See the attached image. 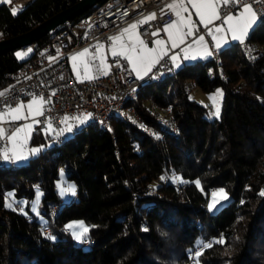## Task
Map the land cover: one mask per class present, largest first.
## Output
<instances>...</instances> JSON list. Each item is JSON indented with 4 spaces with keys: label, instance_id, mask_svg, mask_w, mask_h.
Returning a JSON list of instances; mask_svg holds the SVG:
<instances>
[{
    "label": "trees",
    "instance_id": "1",
    "mask_svg": "<svg viewBox=\"0 0 264 264\" xmlns=\"http://www.w3.org/2000/svg\"><path fill=\"white\" fill-rule=\"evenodd\" d=\"M75 1L0 3V38ZM247 39L264 44V20ZM19 48L0 53V88L32 56L19 57ZM218 51L219 60L186 61L141 87L133 101L140 117L112 114L104 126L91 116L25 163L3 159L0 264H188L194 249L199 264H264V52L247 55L241 41ZM191 81L205 91L223 87L220 115L190 95ZM149 97L169 105L175 121L150 113ZM48 137L38 127L31 142ZM61 168L76 183L69 201L57 188ZM37 186L39 213L31 206ZM218 186L231 198L210 211ZM10 190L26 203L8 207ZM72 218L89 225L81 242L66 226Z\"/></svg>",
    "mask_w": 264,
    "mask_h": 264
},
{
    "label": "built area",
    "instance_id": "2",
    "mask_svg": "<svg viewBox=\"0 0 264 264\" xmlns=\"http://www.w3.org/2000/svg\"><path fill=\"white\" fill-rule=\"evenodd\" d=\"M173 0H103L97 7L78 15L74 19L58 25L50 31L49 39L38 44L36 41L22 47L32 50V56L23 61L17 68L7 71L5 76L9 82L0 88V108L5 103L14 105L27 96L41 95L45 98L41 121L52 120L57 129L63 125V117L88 113L99 120L102 125L109 126L112 114L128 116L134 114L140 117L134 99L139 95V89L148 83L168 74L173 70L171 53L163 56L157 64L144 76L137 77L121 61L119 57L109 56L111 70L107 73H97L91 79L77 77L71 72L68 54L87 44L101 42L109 46L122 29L132 21L146 19L155 14V19L139 24L138 28L145 38L153 37V30L163 28L176 18L174 11L168 5ZM258 14V21L264 20V2L250 0ZM26 1H13L9 5L20 8ZM234 5H221L220 15L237 11ZM212 43L211 35L205 28L201 29ZM241 46L245 54L253 50L264 52V44L258 40H243ZM214 58L220 59L218 49H214ZM150 113L163 119L166 123L174 122L172 108L163 105L154 98L147 99ZM25 119L5 122L6 133L12 132ZM169 124V123H168ZM150 127V126H149ZM174 130L177 126L174 125ZM163 130V127H162ZM64 138V136H61ZM4 143H9L4 139ZM0 158V162H2ZM49 230V228H46ZM88 242V240H86ZM192 252V261H196Z\"/></svg>",
    "mask_w": 264,
    "mask_h": 264
},
{
    "label": "snow or ice",
    "instance_id": "3",
    "mask_svg": "<svg viewBox=\"0 0 264 264\" xmlns=\"http://www.w3.org/2000/svg\"><path fill=\"white\" fill-rule=\"evenodd\" d=\"M261 2H264V0H261ZM229 4L237 6L239 11L236 15L225 13L224 18L222 19L219 9L221 5ZM189 6L196 10V15L199 17L200 23H202L205 28H208V26L213 24L214 21H221L220 26L215 27L214 29H209V34L216 41V48L220 47V42L221 40L225 39L226 33H230L231 39L233 40L243 41L248 28L256 18V13L253 10L250 0H174L172 4L168 5V7L174 11L177 19L175 22L167 25L165 29L168 34V41H170V46L173 49L181 44H184L188 37L194 35L195 30L191 20V13H189L187 17L184 15V13L188 12ZM151 19H155L154 13L146 19L141 20L138 23H134L128 28H125L120 35L110 38L113 41L111 47L112 56L123 57L126 61H128L131 65L132 71L136 73L137 77H141L142 73L149 72L152 67L163 58V56L167 55V42L164 39L156 40L154 42L155 47L148 48L145 44V41L136 35V29L138 28V25L147 23L148 20ZM225 25L227 26L226 30ZM125 36H127V39H125ZM194 44L197 45L195 49H193L192 45H189L183 49L184 59H195L198 55L206 57L212 54L211 51H209V49L204 46V35L198 36V38L194 41ZM95 47L98 50L97 53H92L89 55L88 49H85L79 53L80 57H89V61L83 64V68L87 73L89 63L91 62L97 73L107 72L109 66L105 62L103 53L105 46L103 44H97ZM28 51H31V49ZM17 55L22 58L25 53H17ZM169 58L172 60L173 65L178 66V57L176 55H172ZM71 60L76 61L77 56H72ZM73 70L77 71V79H80V74L75 63L73 64ZM86 78L91 79L92 77L86 76ZM211 99L213 100V103H215V97H211ZM45 103L47 102L43 97L35 96L27 105L22 102L16 106L5 103V105L0 108V125L9 121L27 119L28 117L22 114L23 110L25 109L28 110L29 115H31L33 111L37 116L43 115V106ZM34 106L36 107L34 108ZM215 114H219V108L216 109ZM69 119L79 121L81 118H69L67 116L64 118L65 122H67ZM32 127V124H25L24 126L17 127L10 134L6 133L3 127H0V158L16 162L27 159L28 153H37L40 150L39 148H31L26 150L25 142L29 138V133L31 132ZM46 127L48 129H52L51 121H49ZM71 127V124L66 123L63 128L59 129V131L53 130V134L59 135L65 130L70 131ZM5 138L9 143H4ZM62 191L65 193L71 192V194H74V185H69L65 181ZM9 195L12 196L14 194ZM8 207H12V204H9ZM32 207L34 209L38 207L37 200L33 201ZM67 228L71 230V234L74 235L77 240H81L84 234L89 231V229L83 224H69ZM201 247H204V245L201 244ZM198 254L199 253L197 252V255Z\"/></svg>",
    "mask_w": 264,
    "mask_h": 264
},
{
    "label": "rangeland",
    "instance_id": "4",
    "mask_svg": "<svg viewBox=\"0 0 264 264\" xmlns=\"http://www.w3.org/2000/svg\"><path fill=\"white\" fill-rule=\"evenodd\" d=\"M28 50L29 49L24 50L22 48H19L17 50V53H25V55H23V57H26V56H28V55H30L32 53V50L31 51H28ZM189 89H190V95L192 97H195L200 102H202V103L206 104L207 106H209L214 114L216 113V109L219 108V114L218 115H220V113L222 111V103H223V97H224V89H223V87L221 85L217 86L212 91H205L196 82L191 81V83L189 84ZM211 97H215V103H213V100L211 99ZM24 115L27 116L28 118L25 119V121L22 122L17 127L24 126L25 124H32V126H33L31 132L29 133V138L25 142L26 150L27 149H31V148H39L41 150L46 145H50V144L54 143L55 141H57L61 134L70 135V134L74 133V131L77 129V127L82 126L83 124L87 123L91 119V115L88 114V113H85V112L80 113V114H75V115L67 114V115H65L63 117L62 128L65 126L66 123H68V124L72 125L71 130L70 131L69 130H65L59 135H54L53 134V130L59 131V129H57L55 127V125L52 122V120L47 119L43 123V121H41L37 116L32 117V115H29V113L27 114L26 112L24 113ZM66 116L69 117V118L80 117L81 119L79 121L73 120V119H69L67 122H65L64 118ZM37 121H38V123H37ZM49 121H51V123H52V129H48L46 127V125L49 123ZM38 127L39 128L41 127L42 132L45 135H50L51 137H48L47 140L43 141V142H31V137L33 135V132ZM31 155H34V154L28 153L27 154V159L16 161V162L17 163H25L26 161H28V159H29V157ZM6 162L9 163L10 160H7ZM65 181L69 185H74V194H71V192L65 193V192L62 191V187L64 186V182ZM57 188L59 190L60 195L64 198L65 201L71 200L76 194V183H75L74 179H71L70 177L67 176L65 168H61V170H60V175L57 178ZM262 191L264 192V185L262 187ZM9 194H14V193H13L12 190L7 192V194H6V203L8 205L12 204V207H18V204L20 202L26 203V199H19L15 195L10 196ZM42 195H43L42 188L37 186L36 187L35 196L33 197L32 203H31V206H32L34 200L38 201V207L35 208V209L32 207V209L35 212H37V213H39V210H40V201H41ZM225 195H226V198H225ZM230 198H231V193L225 187L218 186V187L212 188L209 191V198H208V208H209V210L210 211L217 210L221 205L226 203ZM41 219H44V217L41 216ZM69 224H83L85 227L89 228V225L86 223V221L83 218H72V219L67 221L66 226H68ZM86 235H87V233L84 234V236H83V238L81 240H77L74 237V235H73V237L76 239V241L81 242V241H83V239H84V237ZM193 251H194V254H195L196 250L194 249ZM188 264H199V262H198L197 258H196V261H194V262L192 261V259H190V262Z\"/></svg>",
    "mask_w": 264,
    "mask_h": 264
},
{
    "label": "crops",
    "instance_id": "5",
    "mask_svg": "<svg viewBox=\"0 0 264 264\" xmlns=\"http://www.w3.org/2000/svg\"><path fill=\"white\" fill-rule=\"evenodd\" d=\"M13 1H19V2H23V1H29V0H0V3H3V2H6L8 4H10L11 2ZM174 2V0L170 3L172 4ZM253 7V6H252ZM253 10L255 11L254 7H253ZM220 11V10H219ZM239 9L237 11H234V12H229L228 14H232V15H236L238 13ZM189 13H191V20L193 22V26H194V35L191 36V37H188L186 39V42L184 44H181L179 45L178 47L176 48H171L170 46V41H168V34H167V31H165L166 29V26L175 22L177 18H175L174 20L170 21L169 23H167L163 28H159V29H155L153 30V37L152 38H145L144 36H142V34L140 33L139 31V28L136 29V35H138L143 41H145V44L148 48H153L155 47V41L158 40V39H164L166 42H167V53H171L170 55H176L178 57L177 59V65L180 66L182 65L184 62L186 61H196V60H206V59H209L210 57H212L214 55V49L216 48L215 44H216V41L213 39V37L211 36V39H212V43L208 40L207 38V35L206 33L204 32V30L202 31L201 29L202 28H205L204 25L202 23H200L199 21V17L196 15V10L191 8L189 6V9H188V12L184 13V15L187 17L189 15ZM256 13V18L255 20L251 23L250 27L248 28V31L244 37L243 40H246L249 35L251 34L253 28L258 24V14L257 12L255 11ZM222 19L224 18L221 17ZM134 23H137V21H132L130 22L129 24H127L121 32H119L116 36L120 35L123 30L125 28H128L130 25L134 24ZM221 25V21L220 20H217V21H214L213 24H210L208 26V28H205V30H208L209 29H214L215 27H218ZM226 25H225V30H226ZM200 35H204L205 36V44L204 46H206L209 51H211V55L210 56H202V55H198L197 58L195 59H184V52H183V49L188 47L189 45H192L193 46V49H195V47H197V45L194 44V41L198 38V36ZM125 39H127V36H125ZM233 41H238V40H233L231 39V34L230 33H226V37L224 40H221L220 42V47L219 48H216V49H220L222 48L223 46L225 45H228L230 44L231 42ZM97 44H103L101 42H97V43H92V44H87V45H84L83 47H80L78 49H74L72 50L69 54H68V62H69V66H70V69H71V72L77 77V71H74L73 70V64L75 63L77 65V70L79 71V74H80V78H85L86 76H93L95 74H97V72L95 71L94 67L92 66V63L90 62L89 63V67H88V70H87V73L85 72V69L83 68V64L85 62H88L89 61V57L88 56H85V57H80L79 56V53H81L82 51H84L85 49H88L89 50V55H91L92 53H97V49H96V45ZM112 44L113 42L109 45V46H106L105 44H103L105 47L103 49V53H104V58H105V62L107 63V65L109 66L107 72H109L111 70V67H110V60H109V56L112 55L111 53V47H112ZM77 56V60L76 61H73L71 60V57L72 56ZM122 61V63L130 70L132 71V68H131V65L129 64L128 61H126L123 57H119ZM174 67H177L174 65ZM153 68V67H152ZM107 72H101V73H107ZM135 75L136 73L134 71H132ZM148 73V72H147ZM147 73H142L141 76H144L146 75ZM34 96H27L25 97L21 102L24 103L25 105L29 104L32 100ZM35 97H43L41 95H35ZM44 98V97H43ZM28 100V101H27ZM45 100V98H44ZM19 104V103H17ZM17 104H14L12 106H16ZM45 105V104H44ZM36 106H34L35 108ZM44 107V106H43ZM27 113L28 114V110L25 109L23 110V115L24 113ZM32 117H35L37 115H35V112L33 111V113L31 114ZM39 116V115H38ZM37 116V117H38ZM24 122V121H23ZM44 123V121H43ZM21 124V123H20ZM19 124V125H20ZM18 125V126H19ZM7 160H5L6 162ZM10 162H12V160H10Z\"/></svg>",
    "mask_w": 264,
    "mask_h": 264
},
{
    "label": "water",
    "instance_id": "6",
    "mask_svg": "<svg viewBox=\"0 0 264 264\" xmlns=\"http://www.w3.org/2000/svg\"><path fill=\"white\" fill-rule=\"evenodd\" d=\"M99 0H77L74 3L56 11L35 26L20 33L0 38V53L17 47H24L37 40L44 34L58 27V25L73 19L88 11Z\"/></svg>",
    "mask_w": 264,
    "mask_h": 264
}]
</instances>
